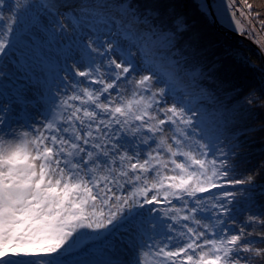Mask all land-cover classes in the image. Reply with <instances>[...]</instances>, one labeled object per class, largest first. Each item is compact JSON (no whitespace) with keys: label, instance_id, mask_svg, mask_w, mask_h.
Segmentation results:
<instances>
[{"label":"snow or ice","instance_id":"6c2138e0","mask_svg":"<svg viewBox=\"0 0 264 264\" xmlns=\"http://www.w3.org/2000/svg\"><path fill=\"white\" fill-rule=\"evenodd\" d=\"M200 8L264 30L248 0ZM216 67L173 9L0 0V264H264Z\"/></svg>","mask_w":264,"mask_h":264},{"label":"trees","instance_id":"16d2710c","mask_svg":"<svg viewBox=\"0 0 264 264\" xmlns=\"http://www.w3.org/2000/svg\"><path fill=\"white\" fill-rule=\"evenodd\" d=\"M142 3L155 4L165 13L173 9L183 16L189 26V35L196 37L199 46L206 50L208 60L216 64V75L231 102L242 106L243 119L236 126L243 133L239 136V154L235 158L239 166L238 178L239 175H252L257 184L264 185V63L255 46L246 38H230L217 30L212 17L205 16L201 10V0H142ZM248 3L253 5L254 12L261 14L260 19H264V0H248ZM250 93H255L257 100L248 106ZM245 128L249 130L244 131ZM257 200L264 204V196H258ZM246 215L242 214L239 220L243 221ZM256 231H264V228Z\"/></svg>","mask_w":264,"mask_h":264},{"label":"rangeland","instance_id":"374dc122","mask_svg":"<svg viewBox=\"0 0 264 264\" xmlns=\"http://www.w3.org/2000/svg\"><path fill=\"white\" fill-rule=\"evenodd\" d=\"M218 2L220 3V0H218ZM214 11H215V9H214ZM215 14H216V12H215ZM227 15L230 17L231 16V13L228 12ZM237 16L238 17H241L239 15V13H237ZM237 16H236V19H237ZM242 19H243V21H245L244 18H242ZM218 21L221 24H223L224 26H226L229 30L231 29L233 31L235 30V32L237 31L235 29V27H234V23L233 22H230L229 20H222V19H218ZM253 23H255V21H253ZM241 24H243V23L241 22ZM256 34H257V39L256 40L255 39H252L251 37H249L246 33H245L244 36H247L248 39H250L251 41H254L255 44L264 52V33L261 32L259 28H257L256 29ZM24 46L27 47V42H24Z\"/></svg>","mask_w":264,"mask_h":264},{"label":"water","instance_id":"95a60500","mask_svg":"<svg viewBox=\"0 0 264 264\" xmlns=\"http://www.w3.org/2000/svg\"><path fill=\"white\" fill-rule=\"evenodd\" d=\"M206 2L208 3V4H210V0H206ZM212 12V11H211ZM213 14V13H212ZM213 17H214V21H215V24H216V27H217V29L219 30V31H222L224 34H227V35H229L230 36V38H233V37H237V36H240V37H243V38H246L247 40H249L254 46H255V48H256V50H257V52L260 54V57H261V59H262V61H263V63H264V52L253 42V41H251L250 39H248L246 36H244L243 34H240V33H238V32H235V31H233V30H222L221 29V27H220V25H218V22L216 21V18H215V16L213 15Z\"/></svg>","mask_w":264,"mask_h":264},{"label":"bare ground","instance_id":"6f19581e","mask_svg":"<svg viewBox=\"0 0 264 264\" xmlns=\"http://www.w3.org/2000/svg\"><path fill=\"white\" fill-rule=\"evenodd\" d=\"M219 2H218V0H210V4H218ZM209 11L211 12V17H212V19H213V22L215 23V21H214V17H213V15L215 16V18H216V21L218 22V25H220V27H221V29L222 30H229L226 26H225V28H222V26H221V23L218 21V19H217V17H216V14H215V12L216 11H214V8H212V9H209ZM213 13V14H212ZM240 22H242L243 23V21L242 20H240ZM247 22L246 21H244V24H246ZM216 25V24H215ZM223 25V24H222ZM217 28V27H216ZM218 30V29H217ZM222 32V31H221ZM223 33V32H222ZM224 34V33H223ZM225 35H227V34H225ZM230 37V36H229Z\"/></svg>","mask_w":264,"mask_h":264},{"label":"built area","instance_id":"2783aa9c","mask_svg":"<svg viewBox=\"0 0 264 264\" xmlns=\"http://www.w3.org/2000/svg\"><path fill=\"white\" fill-rule=\"evenodd\" d=\"M237 19L243 21V19H242L241 17H238V16H237ZM243 25H245V24H244V21H243ZM246 34H247V33H246ZM247 35H248L249 37H251L252 39H255V40L257 39V34H256V33H255L254 35H249V34H247Z\"/></svg>","mask_w":264,"mask_h":264}]
</instances>
